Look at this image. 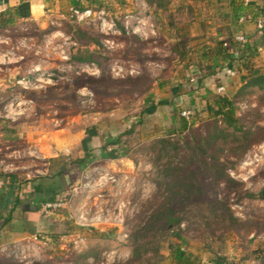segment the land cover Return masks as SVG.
I'll list each match as a JSON object with an SVG mask.
<instances>
[{"label":"rangeland","instance_id":"1","mask_svg":"<svg viewBox=\"0 0 264 264\" xmlns=\"http://www.w3.org/2000/svg\"><path fill=\"white\" fill-rule=\"evenodd\" d=\"M75 1L59 0L44 29L0 26V165L35 177L45 169L38 148L55 152L59 137L89 151L91 135L115 128L112 113L129 123L125 144L75 174L37 243L6 249L0 264H177L179 246L187 264H264V93L243 81L264 72V0ZM91 53L94 62L76 59ZM36 70L55 78L31 87L11 79ZM217 96L233 100L242 132L216 116ZM160 97L194 124L171 128L169 108L146 114ZM216 125L226 131L207 147L224 166L186 148L161 155L157 140L201 141ZM249 131L258 139L242 154ZM169 204L178 223L167 221Z\"/></svg>","mask_w":264,"mask_h":264},{"label":"crops","instance_id":"2","mask_svg":"<svg viewBox=\"0 0 264 264\" xmlns=\"http://www.w3.org/2000/svg\"><path fill=\"white\" fill-rule=\"evenodd\" d=\"M15 9H18L22 14L17 18V22L30 20L36 23V26L44 29L48 25L50 16L59 12V0H0V16L3 12ZM163 107L171 110L170 127L180 129L182 117L178 112H173L174 103L171 99L160 97L151 108L145 110V113H159ZM114 115L116 114H109L115 128L110 127L104 136L101 133L91 135L89 141L90 160L82 166H79L75 160L71 162L72 158L69 156L70 153H73L72 155H76L75 159L85 157L86 148L78 146L81 139L77 142L67 139L64 142L60 141L59 137H56L53 143L55 152L52 153L51 148L49 149L47 145L38 148V157L44 159L45 169L35 177H30L29 171V173L23 172L29 176L22 180L21 177H18V173L13 172L12 169L9 170V166L3 168L0 165V179L5 181L4 186L0 189V261L3 259L2 257H5L6 249L18 251V246L30 248L33 243H37L33 239L36 238L41 228L48 227L47 220L52 219V216L48 215L49 211L44 209L43 205L46 202H59V196L67 190V182H71L75 174L80 177L90 165L95 163L96 158L107 161L110 157H116L115 154H112L113 152H109V147L118 148L125 144L119 133L125 131L129 123L124 120H115ZM96 150H99L98 155H96ZM56 220L59 221L57 218ZM51 226L49 228L53 227Z\"/></svg>","mask_w":264,"mask_h":264},{"label":"trees","instance_id":"3","mask_svg":"<svg viewBox=\"0 0 264 264\" xmlns=\"http://www.w3.org/2000/svg\"><path fill=\"white\" fill-rule=\"evenodd\" d=\"M160 1V0H158ZM73 3L75 5H79L78 2H76L75 0H73ZM163 5L161 3H159V6ZM80 9H83L80 6ZM239 11V10H238ZM21 13L18 9L15 10H8L6 12H3L0 16V21H1V27H6L8 25H12L16 22L17 18L21 17ZM96 41L100 44L99 40L96 39ZM77 61L79 62H94V57L93 54H89L87 56H77L76 57ZM243 81H245V87L246 88H253V87H257L259 88L261 91H263L264 93V72L257 69L254 70L253 72H251V74L249 76H243ZM264 96V94H263ZM215 105L218 106V111L216 112V116L220 117L221 120L226 123L227 128H231L233 130V134H237L239 132L243 131V126L242 124H240L238 122V119L236 118V106L235 103L233 102V100L228 97V96H217L216 100H215ZM194 124V121L190 122L186 117H182V125L180 127L181 132L186 130L187 128H189L190 125ZM226 130L224 129H220L218 128V126L216 125L215 127H212L211 130H209L208 134L206 136H202L201 141L198 139H195L193 141L190 142H186L184 145H180L178 142H174L171 139H159L156 142L160 145V153L163 156H166L167 154H169V152L176 151V152H180L181 150H183V148H186L187 151L193 152L192 154L196 155L199 154V157L201 159H206L209 156L211 158H213L214 156L211 155L210 150L208 144L210 143H215L216 140L218 139V136H223V134L225 133ZM262 137L260 138V140L264 141V129L262 130ZM245 138H244V142L247 143L246 148L242 150V154L245 153L248 148L251 146V144L255 141V139H258L256 137V133L249 131L248 133L244 134ZM238 152V151H237ZM237 152H235L236 154H238ZM162 156V157H163ZM194 158H196V156H193ZM206 157V158H204ZM89 159V151H86L85 153V157L82 159H78L76 162L79 166L84 165ZM197 159V158H196ZM217 157H214V162H219V164H221L222 166H224V164H222L220 162V160H216ZM207 165H212L214 164V162L211 164V162L207 159L206 161ZM169 164V163H168ZM170 165V164H169ZM168 165V166H169ZM167 169L168 168H159V176H164L165 177H169L170 174L167 173ZM170 170V168L168 169V171ZM184 170V169H183ZM185 171V170H184ZM183 171V172H184ZM222 174L221 177H225L226 174V168H222ZM184 178L187 179L189 177L188 172H184L183 173ZM165 179V178H164ZM231 179V178H230ZM163 180H160V177L157 179V183H162ZM234 181V180H231ZM172 187H168L167 191L171 192ZM174 191V190H173ZM172 191V192H173ZM174 196V192L172 193ZM168 196H171V194H169ZM176 196V194H175ZM261 197L264 198V189L261 191ZM170 206L167 208L166 211V217H167V221H169V223H178L177 219L175 218V214H176V207L175 204L174 206L169 204ZM173 256L176 260L177 264H187V263H191L190 262V256L189 254L184 251L182 249L181 246L177 247L174 251H173ZM218 264H235L233 262H228L226 258H222V260H220L218 262Z\"/></svg>","mask_w":264,"mask_h":264},{"label":"built area","instance_id":"4","mask_svg":"<svg viewBox=\"0 0 264 264\" xmlns=\"http://www.w3.org/2000/svg\"><path fill=\"white\" fill-rule=\"evenodd\" d=\"M76 16L79 19L88 18L91 16L96 17V13L93 12L91 9H85V10H79L75 9L73 10ZM55 78V74L51 72H45L42 70H36L33 73H29L26 76H23L22 78H19L16 80V82L19 85H23L24 87H31L33 85H36L38 83H44V82H51ZM184 115H187V112H184ZM5 181L3 179H0V189L2 186H4ZM59 207V202H46L43 205V208L49 211L50 208Z\"/></svg>","mask_w":264,"mask_h":264},{"label":"water","instance_id":"5","mask_svg":"<svg viewBox=\"0 0 264 264\" xmlns=\"http://www.w3.org/2000/svg\"><path fill=\"white\" fill-rule=\"evenodd\" d=\"M11 79H12L13 81H16V78H15L14 76H11Z\"/></svg>","mask_w":264,"mask_h":264}]
</instances>
